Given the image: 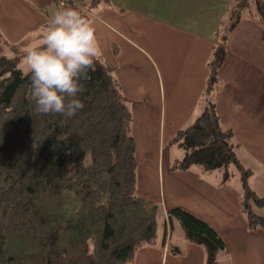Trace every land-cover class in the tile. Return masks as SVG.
Masks as SVG:
<instances>
[{
	"label": "crops",
	"instance_id": "1",
	"mask_svg": "<svg viewBox=\"0 0 264 264\" xmlns=\"http://www.w3.org/2000/svg\"><path fill=\"white\" fill-rule=\"evenodd\" d=\"M67 2L0 0V55L37 44ZM234 8L235 0H91L83 14L132 113L139 194L160 205L157 239L137 251L134 264H206L205 246L190 241L178 219L169 220L173 207L203 218L223 237L219 264H264V228H249L241 176L224 183L221 170L171 168L185 154L172 139L212 100L253 170L252 187L264 196V18L257 0L230 32L218 81L206 94L215 46ZM257 211L264 215V207Z\"/></svg>",
	"mask_w": 264,
	"mask_h": 264
},
{
	"label": "trees",
	"instance_id": "2",
	"mask_svg": "<svg viewBox=\"0 0 264 264\" xmlns=\"http://www.w3.org/2000/svg\"><path fill=\"white\" fill-rule=\"evenodd\" d=\"M250 5L251 0H235L233 20L210 62L208 97L229 34ZM257 8L264 18V0H257ZM23 56L0 55V264H134L137 251L157 239L160 205L139 194L133 118L114 67L94 59L95 69L78 94L84 107L75 116L42 115L34 111ZM172 143L185 150L172 162L174 170L199 164L221 170L225 183L235 165L249 228H264L257 211L264 196L252 187L253 170L241 161L240 143L222 125L215 102ZM168 218L178 219L185 236L205 246L206 264H219L227 245L213 226L182 207L171 208Z\"/></svg>",
	"mask_w": 264,
	"mask_h": 264
},
{
	"label": "clouds",
	"instance_id": "3",
	"mask_svg": "<svg viewBox=\"0 0 264 264\" xmlns=\"http://www.w3.org/2000/svg\"><path fill=\"white\" fill-rule=\"evenodd\" d=\"M100 48L92 22L74 8L56 11L42 39L24 49L23 63L31 73L32 100L38 114L75 116L84 105L78 98L95 69Z\"/></svg>",
	"mask_w": 264,
	"mask_h": 264
},
{
	"label": "built area",
	"instance_id": "4",
	"mask_svg": "<svg viewBox=\"0 0 264 264\" xmlns=\"http://www.w3.org/2000/svg\"><path fill=\"white\" fill-rule=\"evenodd\" d=\"M90 3L91 0H68L67 8L71 7L78 11H81L82 14L90 12Z\"/></svg>",
	"mask_w": 264,
	"mask_h": 264
},
{
	"label": "rangeland",
	"instance_id": "5",
	"mask_svg": "<svg viewBox=\"0 0 264 264\" xmlns=\"http://www.w3.org/2000/svg\"><path fill=\"white\" fill-rule=\"evenodd\" d=\"M251 6V5H250ZM250 6L249 7H246V8H244L246 11H249V8H250ZM24 55V54H23ZM22 56V55H21ZM23 59V58H22ZM20 66L22 67V69H24L25 71H27V68H26V66L24 65V63H23V60H22V62H21V64H20ZM177 145V144H176ZM178 146V145H177ZM231 170L234 172V174H235V177H237L238 179L240 178V172L237 170V168L235 167V165H233L232 167H231ZM162 220H161V227H162ZM179 224V223H178ZM178 228V227H177Z\"/></svg>",
	"mask_w": 264,
	"mask_h": 264
}]
</instances>
